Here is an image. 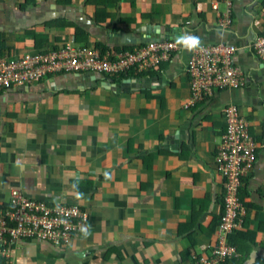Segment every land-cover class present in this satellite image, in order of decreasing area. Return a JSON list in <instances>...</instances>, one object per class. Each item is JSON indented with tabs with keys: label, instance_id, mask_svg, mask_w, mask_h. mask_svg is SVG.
Listing matches in <instances>:
<instances>
[{
	"label": "crops",
	"instance_id": "0c3cea01",
	"mask_svg": "<svg viewBox=\"0 0 264 264\" xmlns=\"http://www.w3.org/2000/svg\"><path fill=\"white\" fill-rule=\"evenodd\" d=\"M225 11L218 0H0V59L86 41L127 51L162 39L179 47L154 70L132 69L118 81L63 73L0 89V213L18 191L50 206L77 205L88 216L87 234L62 248L19 241L14 264L208 259L219 242L224 192L214 158L231 104L259 147L242 199L238 193L245 214L237 232L244 235L226 264H264V64L250 48L264 30V0H233L231 24L221 28ZM182 35L198 37L199 46L236 47L241 86L213 89L185 107L194 49Z\"/></svg>",
	"mask_w": 264,
	"mask_h": 264
},
{
	"label": "built area",
	"instance_id": "2783aa9c",
	"mask_svg": "<svg viewBox=\"0 0 264 264\" xmlns=\"http://www.w3.org/2000/svg\"><path fill=\"white\" fill-rule=\"evenodd\" d=\"M233 0H218L226 11L219 19L221 28L229 27ZM216 8V6H214ZM174 41H153L142 49L115 54L102 53L96 46L75 47L66 44L56 50L24 54L17 58L0 59V89L37 83L48 75L91 72L112 76L134 67L140 72L154 70L178 49ZM250 48L264 64V30L256 36ZM237 48L226 44L201 45L194 49L186 71L191 78L192 105L213 89H237L241 78L232 64ZM226 129L215 153V168L224 185V210L218 224L219 242L212 258H200L196 264H220L235 256L227 237L241 227L245 214L238 197L243 179L253 170L258 157V143L249 134L246 119L237 106L228 105L222 112ZM87 214L77 205H62L30 200L18 191H11L8 207L0 213V264H14L12 247L19 241H35L62 248L86 230Z\"/></svg>",
	"mask_w": 264,
	"mask_h": 264
},
{
	"label": "trees",
	"instance_id": "16d2710c",
	"mask_svg": "<svg viewBox=\"0 0 264 264\" xmlns=\"http://www.w3.org/2000/svg\"><path fill=\"white\" fill-rule=\"evenodd\" d=\"M62 26H71L70 24H67V23H64ZM80 30H76V33L75 34H78V32H79ZM83 36H85L84 34L83 35H80L78 38H76V41L77 42H80L81 40H83ZM80 44H83V47H89V45H88V43H87V41L85 42V43H80ZM75 46V45H74ZM96 47H98L101 51H102V53H105V52H107V51H109V50H111L112 52H114L115 54H117V53H120V52H123V51H127L128 49H124V50H119V49H115V48H112V49H108L107 47H104V46H101V45H95ZM76 47V46H75ZM132 50V49H131ZM132 69H135V68H130L129 69V71L127 72V73H119V74H114V75H112L114 78V81H118L119 80V77H124V76H128V74H130L131 72H133L132 71ZM135 70H137L139 73H144V72H146V71H142V72H140L137 68L135 69ZM104 76H109V75H105V74H103ZM243 184V183H242ZM242 186V185H241ZM241 186L239 187V189H238V193H239V196H240V199H242V196L240 195V188H241ZM224 192H223V194H222V211H221V214H220V217H219V220L218 221H220V219H221V216H222V214H223V210H224V205H223V200H224ZM241 204H242V201H241ZM243 205V204H242ZM53 206V205H52ZM219 224V223H218ZM244 234H242V233H240V232H237V230H235L234 231V233H232V234H230V235H228V237H227V242H228V244L229 245H231L233 248H234V250H235V253L237 254V250H236V247H237V245H236V243L235 242H237L236 241V238H238V237H242ZM219 240V239H218ZM209 258H212V256L211 257H209ZM208 258V259H209ZM232 259V258H231ZM231 259H228V260H226L224 263H222V264H226L227 263V261H229V260H231Z\"/></svg>",
	"mask_w": 264,
	"mask_h": 264
},
{
	"label": "clouds",
	"instance_id": "9594fccd",
	"mask_svg": "<svg viewBox=\"0 0 264 264\" xmlns=\"http://www.w3.org/2000/svg\"><path fill=\"white\" fill-rule=\"evenodd\" d=\"M180 41L189 50H193V49L197 48L200 44L199 38L195 37V36H191V35H182L180 37ZM85 234H87L86 230H85Z\"/></svg>",
	"mask_w": 264,
	"mask_h": 264
},
{
	"label": "rangeland",
	"instance_id": "374dc122",
	"mask_svg": "<svg viewBox=\"0 0 264 264\" xmlns=\"http://www.w3.org/2000/svg\"><path fill=\"white\" fill-rule=\"evenodd\" d=\"M215 248H216V247H215ZM215 248H214V249H215ZM214 249L211 251V254L213 253ZM211 254H210L209 257H211ZM235 256H237V255L235 254ZM235 256H233V257H231V258H234ZM231 258H229V259H231ZM220 264H222V263H220Z\"/></svg>",
	"mask_w": 264,
	"mask_h": 264
},
{
	"label": "water",
	"instance_id": "95a60500",
	"mask_svg": "<svg viewBox=\"0 0 264 264\" xmlns=\"http://www.w3.org/2000/svg\"><path fill=\"white\" fill-rule=\"evenodd\" d=\"M136 43V42H135ZM142 43H144V42H142ZM128 44H132V45H135L134 43H131V42H129Z\"/></svg>",
	"mask_w": 264,
	"mask_h": 264
}]
</instances>
